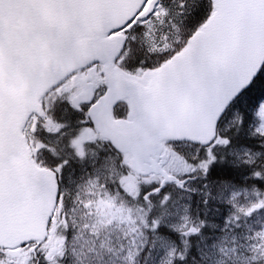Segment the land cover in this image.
<instances>
[{
	"label": "snow or ice",
	"instance_id": "1",
	"mask_svg": "<svg viewBox=\"0 0 264 264\" xmlns=\"http://www.w3.org/2000/svg\"><path fill=\"white\" fill-rule=\"evenodd\" d=\"M0 264H264V0H0Z\"/></svg>",
	"mask_w": 264,
	"mask_h": 264
}]
</instances>
